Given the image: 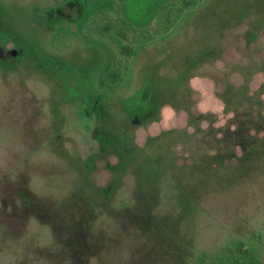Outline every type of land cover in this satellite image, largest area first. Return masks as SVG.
Returning a JSON list of instances; mask_svg holds the SVG:
<instances>
[{"label":"rangeland","instance_id":"obj_1","mask_svg":"<svg viewBox=\"0 0 264 264\" xmlns=\"http://www.w3.org/2000/svg\"><path fill=\"white\" fill-rule=\"evenodd\" d=\"M171 2L121 17L152 29ZM109 4L0 0V264H212L238 243L264 264V0H198L115 88L86 22Z\"/></svg>","mask_w":264,"mask_h":264},{"label":"trees","instance_id":"obj_2","mask_svg":"<svg viewBox=\"0 0 264 264\" xmlns=\"http://www.w3.org/2000/svg\"><path fill=\"white\" fill-rule=\"evenodd\" d=\"M125 0H110L107 9L93 13L87 19L93 39L100 43L109 55L107 72L101 76L102 87L115 88L120 83L121 70L117 68L119 61L126 70L133 49L140 43L152 40L155 36L164 35L174 26L181 14L193 8L198 0H180L163 5L156 14L155 26L152 29L136 30L121 17L120 8ZM121 32V35L119 34ZM226 258L212 264H262L251 249L243 243L226 248Z\"/></svg>","mask_w":264,"mask_h":264}]
</instances>
